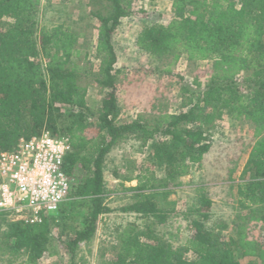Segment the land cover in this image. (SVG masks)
<instances>
[{"label": "trees", "instance_id": "1", "mask_svg": "<svg viewBox=\"0 0 264 264\" xmlns=\"http://www.w3.org/2000/svg\"><path fill=\"white\" fill-rule=\"evenodd\" d=\"M104 1L109 11L92 13L98 22L94 80L105 90L93 110L87 88L80 84L82 76L92 74L93 65L79 47V33L64 23L39 26L40 0H0V153L13 150L20 138L45 131L68 137L71 151L63 169L72 184L67 203H85L89 209L85 227L67 233L70 264H75L77 245L91 239L100 215L110 211L104 203L103 162L127 138L146 147L145 159L163 175L157 178L142 165L136 184L129 187L132 202L120 210L143 223L131 222L118 232L113 256L98 264H242L237 254L264 264V242L247 238L243 224H236L235 235L225 236L226 224L211 220L212 201L202 187L183 213L190 233L182 244L175 243L178 231L173 240L156 232L176 214L161 203L170 193L166 187L188 175L193 165L199 168L222 115L253 126L246 162L232 187L238 208L247 210L240 218L264 224V0H168L169 22L142 26L134 45L157 59L208 61L211 73L203 86L197 84L201 90L185 109L138 114L127 122L119 120L120 71L112 38L131 4ZM59 108L66 109L65 122L59 121ZM91 128L95 134L89 138ZM62 206L39 224L0 213L4 251L23 254L26 264H35L49 249L53 227L66 219Z\"/></svg>", "mask_w": 264, "mask_h": 264}, {"label": "rangeland", "instance_id": "2", "mask_svg": "<svg viewBox=\"0 0 264 264\" xmlns=\"http://www.w3.org/2000/svg\"><path fill=\"white\" fill-rule=\"evenodd\" d=\"M130 14L122 17L115 31L112 42L117 55V68L120 71L116 80V96L120 108L119 120L131 121L138 114L153 115L155 111L177 112L185 109L188 100L197 98L201 87L211 73L208 61H188L180 57L173 62L171 56L154 58L134 45V38L142 26L150 23L166 24L172 17L168 0H128ZM109 4L104 0H40L38 25L51 26L64 23L79 33V47L87 51L93 65L92 74L82 76L80 84L87 88V101L95 110L105 94L94 80L98 61L94 57V46L98 22L92 13L106 14ZM4 21H0V25ZM169 70V71H167ZM59 121H66V109L59 108ZM218 129L210 139L211 147L204 155L201 165H193L189 174L169 184L170 193L161 202L166 207H173L172 215L165 226H158L157 233L164 232L166 237L182 244L189 235L188 219L183 216L195 202L196 189L202 187L211 199V220L223 222L225 236L235 235L236 224L245 226L249 239L264 242V224L242 220L247 210L238 208L236 190L232 184L239 181V175L246 162L249 145L253 140V126L245 121H235L222 115L217 122ZM94 136V128L87 133ZM146 147L140 148L131 138L121 140L105 155L103 175L105 182L104 203L110 211L100 215L96 231L87 242H80L75 248V264H98L102 259H109L115 252L117 235L131 222L143 223L134 214L120 210L132 202L129 187L136 184V176L143 166H149L157 178L163 173L150 165L145 159ZM232 173L229 174V171ZM230 175V178H229ZM131 178V179H130ZM130 179V180H129ZM64 217L53 229V239L48 251L35 264H70L71 257L66 248L70 228H83L88 216V206L69 207L65 202ZM10 218V217H9ZM237 258L242 264H258L255 257ZM0 264H26L23 254L9 255L0 244Z\"/></svg>", "mask_w": 264, "mask_h": 264}, {"label": "built area", "instance_id": "3", "mask_svg": "<svg viewBox=\"0 0 264 264\" xmlns=\"http://www.w3.org/2000/svg\"><path fill=\"white\" fill-rule=\"evenodd\" d=\"M70 151L68 137L45 131L1 152L0 213L27 224L55 216L70 199L72 179L63 169Z\"/></svg>", "mask_w": 264, "mask_h": 264}]
</instances>
